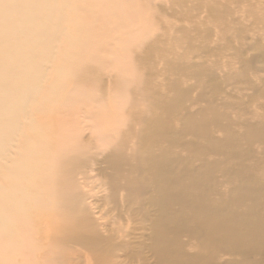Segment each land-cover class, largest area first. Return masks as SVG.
<instances>
[{
    "label": "rangeland",
    "instance_id": "1",
    "mask_svg": "<svg viewBox=\"0 0 264 264\" xmlns=\"http://www.w3.org/2000/svg\"><path fill=\"white\" fill-rule=\"evenodd\" d=\"M5 1L0 0V212L12 221L0 229V264H161L150 238L151 223L163 213L145 197L135 195L128 203L120 189L114 197L109 160L122 144L125 156L136 155L134 133L144 128L137 118L155 116L152 107L164 99L155 94L168 95L182 69L178 81L197 92L168 122L178 145L161 146L186 162L174 169H185L181 188L189 189L190 201L179 202L172 190L178 202L171 209L179 214L162 221L167 229L179 228L178 237H167L178 239L184 252L210 256L199 240L202 219L191 207L228 203L238 183L230 167L250 179L251 188L264 187V0H39L38 34L13 30L18 17L32 16L33 6L7 0L4 8ZM14 60L18 67L8 69ZM148 82L152 96L144 87ZM207 105L225 115L228 131L210 120L199 133L186 127L184 116L198 122L197 113ZM251 127L263 132L251 134ZM211 139L236 141L240 158L229 146L208 150ZM205 163L214 166L216 194L205 193L202 178L189 186L206 174ZM130 180L159 196L150 179ZM58 186L69 197L67 207L53 208ZM246 203L264 214V198ZM70 210L86 236L97 234L94 244L80 247L57 237ZM233 247L216 250L208 264L239 262ZM251 258L264 264V252Z\"/></svg>",
    "mask_w": 264,
    "mask_h": 264
},
{
    "label": "bare ground",
    "instance_id": "2",
    "mask_svg": "<svg viewBox=\"0 0 264 264\" xmlns=\"http://www.w3.org/2000/svg\"><path fill=\"white\" fill-rule=\"evenodd\" d=\"M27 3L33 6L34 12L28 20H24L22 17H18V23L13 24V30L19 32L21 30L36 32L38 34L36 23L38 16L36 14L37 8L39 7V0H25ZM66 4H69L68 0H65ZM7 6V0L4 3V8ZM66 16L62 15L61 20L65 19ZM263 28V24H260ZM262 48L261 59L264 60V47ZM17 62L12 61L7 68L14 70L18 66L15 65ZM169 65L176 68L179 71L177 63L170 61ZM89 70V69H88ZM183 69L179 71L182 73ZM178 80H181L180 74ZM198 79L201 78V74H196ZM177 80L170 87V93L167 95L161 90L152 92L150 90V83L145 84L146 90L149 91L150 95H157L158 97H164L162 102L156 103L155 107L151 109L155 116L150 119L137 118V123L144 126L137 135V146L136 155L134 157L125 156L126 145L122 144V151H114L110 156V167L114 172L115 180L111 181L112 195L116 197L117 191L123 190L126 192L125 201L131 203L135 195L145 197L147 204L150 207L156 208L158 218L151 223L153 235L150 238V245L155 254V258L161 264H208L210 256L220 248H227L228 246H234L230 252L240 255L242 259L236 264H253L255 261L251 258L252 253L264 252V214H261L255 209V205H247L246 200L250 199L253 203L262 202L264 198V187L259 186L257 188H251V180L243 178L240 170L234 167L228 168L230 178L237 179L238 183L230 189L228 194V203L223 200L220 205L214 207H200L193 208L192 211L195 215L202 219V230L198 233L199 240L203 243L206 248H209L210 256H204L202 252L188 254L183 251V247L180 246L179 240L176 238L170 239L167 237L168 233H174L178 237L180 230L176 227L173 230L167 229V226L163 223L162 218L168 217L175 221L176 215L179 212L171 209L172 202H178L172 190H175L180 194L182 201L189 202V189L181 188L182 174L184 175L185 169L180 170L174 169L176 165L184 164L186 162L179 156L172 157L167 147L161 146L162 143H167L171 146L178 145L177 141L171 138L172 129L168 126V122L173 120V117L177 115V108L186 104L190 101V93L196 94L195 91H191L190 88L183 87L182 83ZM197 85L198 90H201V86L198 82L194 83ZM145 94L144 97H146ZM190 104L187 103L186 107ZM150 112V111H149ZM194 115H186V127L196 133L201 132L196 130L201 127H205L206 121L210 120L215 123L221 129L227 130L225 115L221 112H216L213 106L205 107L202 111L197 113L199 119L195 122ZM221 119L224 121L220 122ZM134 120V119H133ZM264 129V128H263ZM186 131V130H185ZM249 133H262L263 131L259 128L251 127L248 130ZM226 146L231 147L233 152L240 158L239 149L240 145L234 141L232 143L211 139L208 141L206 148L210 149H221ZM201 169H204L205 175H198L191 180V187H195L196 182L202 178L204 180V186H207L205 193H214L215 190V179L213 177L214 166L211 163H205ZM131 178L150 179L156 187L158 197H154L151 192L147 189H143L137 185H134ZM61 186L55 188V206L64 208L67 207L69 197L64 193ZM232 205H235L233 207ZM188 206V205H186ZM240 208L244 211L241 213ZM0 229L6 222L9 225L12 220L10 218L3 217L0 212ZM46 215V214H45ZM44 215V217H45ZM182 214H180V217ZM181 219L186 222L188 219ZM80 218L74 211H68L64 215L63 226L60 227V234L57 235L60 239L65 235L66 239L73 241V244H81L89 246L94 244L97 240V234L86 236L85 228L80 224ZM57 228V226H56ZM53 227V231H54ZM64 232V233H63ZM93 231L91 232V234ZM42 239V238H41ZM54 239V238H53ZM81 243V244H80ZM233 264V263H231Z\"/></svg>",
    "mask_w": 264,
    "mask_h": 264
}]
</instances>
